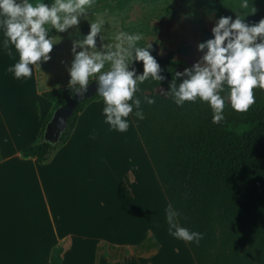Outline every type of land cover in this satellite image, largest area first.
<instances>
[{
	"label": "crops",
	"instance_id": "1",
	"mask_svg": "<svg viewBox=\"0 0 264 264\" xmlns=\"http://www.w3.org/2000/svg\"><path fill=\"white\" fill-rule=\"evenodd\" d=\"M18 59L0 52V264H51L55 248L60 264H197L167 232L169 201L131 114L127 132L110 131L94 100L48 161L21 153L53 109L43 92L70 76L49 60L17 80L6 69Z\"/></svg>",
	"mask_w": 264,
	"mask_h": 264
},
{
	"label": "trees",
	"instance_id": "2",
	"mask_svg": "<svg viewBox=\"0 0 264 264\" xmlns=\"http://www.w3.org/2000/svg\"><path fill=\"white\" fill-rule=\"evenodd\" d=\"M261 19L264 15L246 23L256 24ZM158 63L164 79L150 78L136 93L145 119L131 117L169 204L180 214V224L205 234L198 246L188 243L196 263L264 264V89L253 90L255 103L247 112H235L225 104V121L212 124L207 103L198 100L178 107L168 95L154 93L160 85L168 90L175 71L189 67L184 61ZM134 66L142 74L143 62ZM145 94L154 96L156 103H143ZM43 96L54 104L53 109L43 122L38 141L21 151L39 162L48 161L53 151L67 142L80 113L100 99L94 95L80 102L54 145L43 139L46 126L54 111L73 95L68 86H61L43 92ZM61 252L62 248L53 249L48 256L51 264L61 263Z\"/></svg>",
	"mask_w": 264,
	"mask_h": 264
},
{
	"label": "clouds",
	"instance_id": "3",
	"mask_svg": "<svg viewBox=\"0 0 264 264\" xmlns=\"http://www.w3.org/2000/svg\"><path fill=\"white\" fill-rule=\"evenodd\" d=\"M93 5L94 0H0V52L13 57L14 47L19 54L18 61L6 71L17 80L31 78L33 66L41 67L42 61H49L54 44L61 40L49 33L53 29L63 33L78 26L81 18L88 19ZM232 9L237 17L222 16L216 21L212 38L198 44L203 53L200 59L183 71H175L169 89L164 91L178 107L198 100L207 103L212 124L225 121L226 101L233 111L247 112L255 103L253 90L264 89V19L252 25L245 22L244 17L256 11H248L249 0H237V7ZM76 30L79 33L78 27ZM142 38L139 32L106 36L102 23L91 22L90 31L73 40V59L67 67L68 89L81 97L96 82L94 95L103 101L104 123L110 131L127 132L130 114L138 121L144 120L142 100L136 95L139 85L150 78L159 82L164 79L150 51L152 44L140 46ZM141 61L142 74L134 66ZM225 91L227 95L222 96ZM143 103L153 105L156 98L145 94ZM179 215L171 204L164 209L168 234L198 246L205 234L182 226Z\"/></svg>",
	"mask_w": 264,
	"mask_h": 264
},
{
	"label": "rangeland",
	"instance_id": "4",
	"mask_svg": "<svg viewBox=\"0 0 264 264\" xmlns=\"http://www.w3.org/2000/svg\"><path fill=\"white\" fill-rule=\"evenodd\" d=\"M45 2L51 3V0ZM234 7H237V0H94L88 19L81 18L78 26L66 32L59 33L53 29L49 33L57 40L61 39L54 44L50 61L67 71L73 59V40L86 35L91 22H100L106 36L119 32L141 33L143 38L139 45L151 43L150 51L158 62L184 61L191 67L203 54L198 50V44L202 39L213 36L211 30L216 21L222 16L237 17L238 13L232 9ZM252 9H256L255 13L245 16V22L264 15V0H249L248 11ZM104 42L107 43V40ZM100 45L98 34L97 46ZM183 47L185 50L178 51ZM164 91L167 89L160 85L154 93L166 96ZM221 95L226 96L227 91ZM95 258L99 259L98 256ZM73 263L95 264L92 255L78 257Z\"/></svg>",
	"mask_w": 264,
	"mask_h": 264
},
{
	"label": "water",
	"instance_id": "5",
	"mask_svg": "<svg viewBox=\"0 0 264 264\" xmlns=\"http://www.w3.org/2000/svg\"><path fill=\"white\" fill-rule=\"evenodd\" d=\"M97 83L92 82L89 86V91L84 96H75L71 98L67 103L59 106L53 113L51 120L46 126L44 133V141L52 144H57L60 140L62 133L66 130L70 117L73 115L77 105L87 98L94 96Z\"/></svg>",
	"mask_w": 264,
	"mask_h": 264
}]
</instances>
